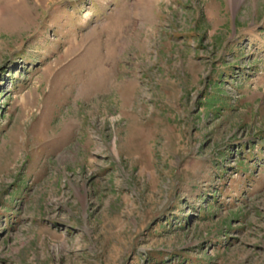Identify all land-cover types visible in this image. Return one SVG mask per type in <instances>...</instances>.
I'll list each match as a JSON object with an SVG mask.
<instances>
[{
  "label": "rangeland",
  "instance_id": "rangeland-1",
  "mask_svg": "<svg viewBox=\"0 0 264 264\" xmlns=\"http://www.w3.org/2000/svg\"><path fill=\"white\" fill-rule=\"evenodd\" d=\"M0 264H264V0H0Z\"/></svg>",
  "mask_w": 264,
  "mask_h": 264
}]
</instances>
